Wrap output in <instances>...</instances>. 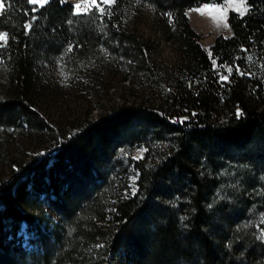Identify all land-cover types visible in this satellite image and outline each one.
Returning <instances> with one entry per match:
<instances>
[{"label": "trees", "instance_id": "1", "mask_svg": "<svg viewBox=\"0 0 264 264\" xmlns=\"http://www.w3.org/2000/svg\"><path fill=\"white\" fill-rule=\"evenodd\" d=\"M225 1L112 0L104 11L78 14L62 0L43 6L4 0L0 33H6L7 39L0 43V60L7 71L9 95L0 100V163L5 161L2 150L7 139L23 126L35 133L50 131L55 145L27 165L18 164L8 181H0V201L9 206L12 217L0 224V244L2 235L16 234L26 223L42 247L41 253L18 256L0 246V264H109L122 251L137 264H234L236 251L253 254L248 264H264V245L251 232L235 229L249 200L239 201L236 189L235 201H226L229 192L217 204L210 202L222 181L216 173L231 159L228 150L240 155V164L264 159L259 148L264 145V110L246 100L235 71L228 74L232 83L218 82L212 72L252 53L264 56V0H247L244 16L230 14L233 35L217 37L211 56L187 15L191 9ZM145 7L150 9L152 27L178 45L192 65V84L177 88V94L188 95L189 115L194 113L190 121L181 124L136 105L96 126L69 133L50 128L29 100L41 82L39 70L46 65L58 64L79 75L108 56L127 71L158 77L151 61V38L139 31ZM213 94L231 109L230 116L219 122L211 108ZM125 125L133 130L128 134L136 142H161L162 151L152 162L145 154L112 176L99 173L95 161L105 158L102 149L115 140L117 127ZM36 172L42 174L36 185L30 190L25 185L14 194L17 184ZM258 189L262 191L251 196L264 211V186ZM46 205L60 220L47 218ZM226 211L237 221H231ZM217 217L219 223L214 222ZM218 224L233 233L232 240L224 238L227 232L213 234Z\"/></svg>", "mask_w": 264, "mask_h": 264}, {"label": "rangeland", "instance_id": "2", "mask_svg": "<svg viewBox=\"0 0 264 264\" xmlns=\"http://www.w3.org/2000/svg\"><path fill=\"white\" fill-rule=\"evenodd\" d=\"M49 1L47 0L43 5ZM62 2L71 4L78 14H87L92 10L101 12L112 4V0L109 2H105V0H62ZM32 5L43 6L39 3ZM77 5L79 8L76 7ZM201 9L204 11L201 12ZM149 10L147 7L142 10L144 18L143 22L140 23L139 31L146 38H151V61L155 65L158 77L150 79L135 70L127 71L124 66L114 63L108 56L101 62H92L90 66L84 69L83 74L79 75L68 73L58 64L46 65L39 70L41 82L38 83L35 94H29V100L32 109L40 115L50 128L69 133L78 127L84 129V127L96 126L100 121L112 118L123 109L136 105L161 112L166 117L181 124L190 121L194 113L189 115L190 109L187 108L186 99L188 95L177 94V88L186 82H191L192 65L189 64L178 45L169 40L163 31L152 27ZM247 12V0H226L223 5H204L191 9L187 15L192 29L200 37L199 42L202 48L211 56V47L217 37L220 35L231 37L233 35L229 23L230 14L236 13L244 16ZM4 42L0 40V43ZM232 71H235L234 78L241 80V86L246 90V100L250 105L264 110V56L260 53H252L240 62L236 59L232 66L227 68L216 66L212 70L213 77L221 83H232L231 76H228ZM7 81V71L0 60V100L7 99L9 95L6 94L9 90ZM212 97L215 100L211 107L214 119L219 122L230 116L231 109H228L224 103L216 101L219 99L218 95L213 94ZM117 128V134L114 132L115 140L102 149L106 160L104 158L100 162L95 161V166H98L97 168L100 170L99 173L112 176L115 172L125 169L129 164L131 165V161L143 159L145 154H149L152 162V159L164 147L161 142L149 141L147 144L136 142L132 138L133 136L130 137L128 134L133 131L132 129L129 130L128 125H125L124 128ZM137 131L139 130L137 129ZM134 136L139 137V135ZM7 141L9 143L5 144L6 146L2 150L6 162L0 163L1 183L11 178L18 164L27 165L32 159L39 158L55 145V140L50 131H44V133L30 132L26 126L14 131L13 136ZM259 148L262 151V156H264V145L259 144ZM246 150L251 152V145H247ZM228 154L231 159L225 160L226 167L221 166L225 169L216 173L222 181L219 184L220 189L213 191L215 195L211 197V205L213 206L219 200H223L222 198L229 192L231 198L226 199V201L228 203L235 201L233 192L236 189L239 190L238 194L241 199L239 201L244 203L243 200L246 198L249 202L244 209L246 210L244 219L242 218L235 225V229L240 232L244 231V233L251 232L256 242L264 245V211L259 209V201L256 200V197L251 196L255 192H261L262 190L258 188L264 186V159L253 158L240 164V155L236 151L228 150ZM41 176L40 172H36L24 177L15 187L14 194L18 193L25 185L30 190L31 186L36 185ZM244 183L247 184V187L242 186ZM241 210L238 209L237 211L240 212ZM45 211L50 221L60 220L49 205L45 206ZM226 214L233 221L232 212L226 211ZM218 219L219 217L214 222L219 223ZM5 221H12L10 208L0 201V224ZM28 228L26 223H21L16 234L2 235L1 248L18 256H24L30 252L41 253L42 247L37 241V235L35 232L29 231ZM43 230L49 233L44 223ZM227 230L228 232L225 227L220 228L218 224L214 228L213 234L219 236L227 232L224 238L232 240L234 235L229 233V229ZM228 244H230L229 241ZM234 246L236 249L237 246ZM247 253L248 251L244 253L236 251L234 264H248V261H251L254 256L249 253L248 257ZM109 264L137 263L126 251H122Z\"/></svg>", "mask_w": 264, "mask_h": 264}, {"label": "snow or ice", "instance_id": "3", "mask_svg": "<svg viewBox=\"0 0 264 264\" xmlns=\"http://www.w3.org/2000/svg\"><path fill=\"white\" fill-rule=\"evenodd\" d=\"M28 2L32 3V4L39 3V4L43 5L44 3L47 2V0H28ZM105 2H109V0H105ZM76 7L79 8V5H77ZM4 8H5V2H4V0H0V14H2ZM200 11L203 12L204 10L201 9ZM225 26H227V25H225ZM6 39H7V34L6 33H0V40L5 41V43H6ZM0 46H2V45H0ZM229 71H231V69H229Z\"/></svg>", "mask_w": 264, "mask_h": 264}]
</instances>
